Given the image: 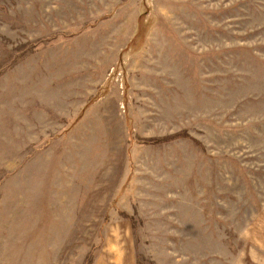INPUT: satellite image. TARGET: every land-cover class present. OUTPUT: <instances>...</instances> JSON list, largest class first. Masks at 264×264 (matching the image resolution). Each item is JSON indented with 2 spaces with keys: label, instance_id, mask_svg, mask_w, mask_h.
Listing matches in <instances>:
<instances>
[{
  "label": "rangeland",
  "instance_id": "1",
  "mask_svg": "<svg viewBox=\"0 0 264 264\" xmlns=\"http://www.w3.org/2000/svg\"><path fill=\"white\" fill-rule=\"evenodd\" d=\"M0 264H264V0H0Z\"/></svg>",
  "mask_w": 264,
  "mask_h": 264
}]
</instances>
